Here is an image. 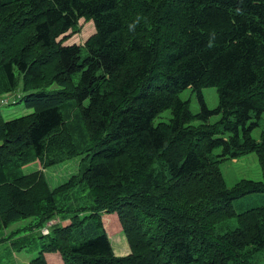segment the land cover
Segmentation results:
<instances>
[{
	"label": "trees",
	"instance_id": "obj_1",
	"mask_svg": "<svg viewBox=\"0 0 264 264\" xmlns=\"http://www.w3.org/2000/svg\"><path fill=\"white\" fill-rule=\"evenodd\" d=\"M82 18L95 33L66 44ZM19 88L15 102L33 111L6 120L0 110V232L31 222L0 239L39 230L13 242L38 239L29 264H253L264 249V205H233L264 192V131L252 136L264 113V0H0V97ZM250 152L263 179L228 187L220 163ZM80 155L79 172L52 188L43 169ZM37 160L42 169L24 173ZM104 213L117 215L130 253H115ZM232 217L237 226L217 233Z\"/></svg>",
	"mask_w": 264,
	"mask_h": 264
},
{
	"label": "rangeland",
	"instance_id": "obj_2",
	"mask_svg": "<svg viewBox=\"0 0 264 264\" xmlns=\"http://www.w3.org/2000/svg\"><path fill=\"white\" fill-rule=\"evenodd\" d=\"M78 25H81L80 31L72 33V35L65 40L66 44L77 43L83 45L86 42V40L93 33H95V25L92 20L86 21L85 19L82 18L78 23ZM86 55H87L86 48H83L81 53L82 58H84ZM80 75L81 72H78L74 75L75 82H78V80L80 79ZM50 88L51 89L58 88V85L55 83ZM21 93L22 92L19 88L17 91L12 92L9 96L4 95L2 97H10L15 99L16 98L15 94L22 95ZM203 94L208 107L210 109H215L219 104L217 88L214 86L205 87L203 89ZM2 97H0V100ZM180 97L184 100L189 101L190 109L192 110L193 113H198L201 111V102L196 92L193 91L192 88L184 89L180 93ZM17 98L18 101L16 102H12V99L10 103L7 104L0 102V110L6 120L14 119L16 117L26 115L33 111L32 108L27 107L25 103L21 101L20 97ZM86 103L87 102H85V104ZM27 109H30L31 111L26 112L25 110ZM172 117L173 114L170 109L164 110L161 113H159L158 116H156V118L154 119V124H158L159 122L162 121L167 122ZM220 118H221V114H213L210 116V118L206 123L209 124L216 123ZM201 123H205V121L201 119H195L192 122V124L195 125H199ZM263 131H264V113L260 118L259 125L253 129L252 136L257 140H261ZM225 136H227V134H225ZM221 151L222 149L218 148L214 151V153L219 154L221 153ZM82 158L83 156L80 155L43 169L49 180L50 186L52 188H55L60 184L66 182L73 174H77L79 172L80 162ZM220 167L228 187H232L242 179H251L255 181H259L263 179L262 168L256 152H250L236 159H226L220 163ZM37 169H42L41 163L38 160L30 164H27L23 167L24 173H30ZM87 192L88 191H85L84 193ZM233 205L238 213L243 212L252 207L262 206L264 205V192L250 193L240 198H237L236 200L233 201ZM103 218L106 223L107 232L108 234H110L111 237H114V235L117 232H119L121 236L125 238L121 224L115 213H105L103 214ZM30 222L31 219H26L14 223L10 228L1 231L0 236L9 234L12 230L19 229L20 227L21 228L25 227L28 224H30ZM236 226H237L236 217L228 218L216 225V232L224 233L229 229L235 228ZM26 234L29 235L28 238H31L33 235L38 236L39 230H30L29 228L22 229L13 235L11 234L6 241L0 243V264H12L15 261L14 253H16L17 251L20 252L16 254H18L19 257L21 258V262L22 259H24V257L33 258L36 256L38 251V239L36 240L33 239L31 242L27 241L26 242L27 246L22 249H18L17 248L18 246H15L13 244L16 238H19L18 240L21 241L22 243V240L24 238L22 236ZM116 246L119 248L120 244L118 243L116 244ZM249 260L253 264H264V249H258V250L253 249L252 253L249 255Z\"/></svg>",
	"mask_w": 264,
	"mask_h": 264
},
{
	"label": "crops",
	"instance_id": "obj_3",
	"mask_svg": "<svg viewBox=\"0 0 264 264\" xmlns=\"http://www.w3.org/2000/svg\"><path fill=\"white\" fill-rule=\"evenodd\" d=\"M25 111L26 112H29L31 110L30 109H27ZM105 227H106V223H105ZM109 236H110V234H109ZM110 239H111L112 245L114 247L115 253L117 255H126V254L130 253L131 248H130V245L128 244V242H126L127 241L126 240V237L123 238L119 232H117L114 235V237H111L110 236ZM2 242L3 241L0 239V243H2ZM118 243L120 244V247L119 248L116 246V244H118ZM16 253H20V252L17 251ZM16 253H14V256H15L14 259H15V261L12 264H29V262L34 258V257L33 258L24 257V259H22V262H21V258Z\"/></svg>",
	"mask_w": 264,
	"mask_h": 264
},
{
	"label": "built area",
	"instance_id": "obj_4",
	"mask_svg": "<svg viewBox=\"0 0 264 264\" xmlns=\"http://www.w3.org/2000/svg\"><path fill=\"white\" fill-rule=\"evenodd\" d=\"M11 99H12V102L15 101L14 98L3 97V98L1 99V103H6V104H7V103H9V102L11 101ZM57 221H58V220H53V221H51V222H48L47 225L42 229L43 233L47 234V233L49 232V228H50V226H51L52 224L56 223Z\"/></svg>",
	"mask_w": 264,
	"mask_h": 264
},
{
	"label": "clouds",
	"instance_id": "obj_5",
	"mask_svg": "<svg viewBox=\"0 0 264 264\" xmlns=\"http://www.w3.org/2000/svg\"><path fill=\"white\" fill-rule=\"evenodd\" d=\"M130 27H132V26L130 25ZM5 95H8V96H9L10 94H5ZM2 96H4V95H2ZM2 98H3V97H2ZM2 98H1V99H2ZM0 102H1V100H0ZM14 102H15V101H14ZM9 103H10V102H9ZM53 220H58V218L52 219V220H50L49 222H51V221H53ZM51 226H52V225H51ZM51 226H50V227H51Z\"/></svg>",
	"mask_w": 264,
	"mask_h": 264
}]
</instances>
